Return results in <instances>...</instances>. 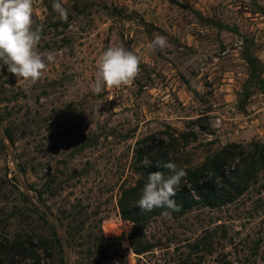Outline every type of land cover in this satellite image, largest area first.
I'll list each match as a JSON object with an SVG mask.
<instances>
[{"label":"rangeland","instance_id":"rangeland-1","mask_svg":"<svg viewBox=\"0 0 264 264\" xmlns=\"http://www.w3.org/2000/svg\"><path fill=\"white\" fill-rule=\"evenodd\" d=\"M53 2L33 5L42 77L0 67V242L34 236L40 264H64L43 206L69 264H264V167L233 202L150 220L140 255L118 207L142 138L193 133L178 157L197 164L229 143L264 145V0H60L67 21ZM157 34L164 49L149 47ZM120 45L141 57L138 76L94 94L97 59Z\"/></svg>","mask_w":264,"mask_h":264},{"label":"trees","instance_id":"trees-1","mask_svg":"<svg viewBox=\"0 0 264 264\" xmlns=\"http://www.w3.org/2000/svg\"><path fill=\"white\" fill-rule=\"evenodd\" d=\"M245 58L250 66V76L254 77L256 60L248 53ZM164 134L168 141L150 135L136 142L131 166L139 176V180L134 186L122 189L118 199L121 217L133 223L129 238L133 251L138 255L148 251V245L142 244V239L145 238L144 228L150 220L161 216L164 212L182 215L195 206H216L218 203L233 202L237 196L243 194L255 177L254 167H264V145L258 143H250L246 146L229 143L219 151L208 153L201 163L191 161L181 163L178 157L179 150L188 144V139H191L190 135L193 133ZM7 135L12 141L9 132ZM167 162L175 163L187 172V177L182 180L175 196L170 197L179 205V210L173 211L166 207L154 208L151 211L142 210L137 205V201L148 176L158 171L167 173L162 167ZM53 236L59 245L56 234L54 233ZM67 237L71 238L70 233H67ZM34 238V236L23 238L18 235L13 241L2 239L0 264H26L28 258H31L32 264H40L36 250L38 245H35Z\"/></svg>","mask_w":264,"mask_h":264},{"label":"clouds","instance_id":"clouds-1","mask_svg":"<svg viewBox=\"0 0 264 264\" xmlns=\"http://www.w3.org/2000/svg\"><path fill=\"white\" fill-rule=\"evenodd\" d=\"M34 0H0V67L6 65L8 72L26 84H35L43 75L47 65L45 57L37 51L42 29L33 30ZM53 9L61 20L67 21L68 10L60 0H54ZM167 38L155 35L149 47L164 49ZM52 56L48 55L47 60ZM141 57L120 46H109L96 61V75L91 91L99 94L105 88H119L131 83L140 72ZM165 172H154L148 176L137 205L145 211L154 208L179 210V205L170 197L175 196L182 180L187 177L184 168L167 162L162 165ZM162 215H169L168 212ZM26 264H32L28 258Z\"/></svg>","mask_w":264,"mask_h":264},{"label":"water","instance_id":"water-1","mask_svg":"<svg viewBox=\"0 0 264 264\" xmlns=\"http://www.w3.org/2000/svg\"><path fill=\"white\" fill-rule=\"evenodd\" d=\"M0 134L2 135L1 132H0ZM5 144L7 145L6 142H5ZM18 180H19L21 188L23 189L24 194L28 195V192L25 189V186L23 185L20 176L18 177ZM41 208H42V211H43L44 215L49 219V221L55 227L56 232H57L58 236L60 237V239L62 241L63 251L66 254L65 257H64V264H69V253H68L69 250H68V244H67V241H66V237H65L64 231H63L60 223L53 217V215L51 213H49V211H47L45 209V207L42 206Z\"/></svg>","mask_w":264,"mask_h":264}]
</instances>
